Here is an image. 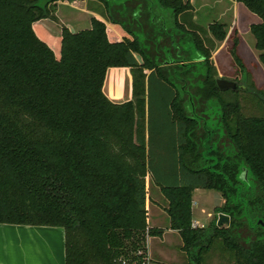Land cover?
I'll list each match as a JSON object with an SVG mask.
<instances>
[{"label": "trees", "instance_id": "obj_1", "mask_svg": "<svg viewBox=\"0 0 264 264\" xmlns=\"http://www.w3.org/2000/svg\"><path fill=\"white\" fill-rule=\"evenodd\" d=\"M56 1L0 0V223L62 227L65 264H146V237L161 232L148 226V174L186 264H264V85L218 88L210 56L225 25L207 39L190 0H97L130 38L91 17L63 27L56 52L34 27ZM235 1L259 18L264 65V0ZM119 66L132 97L115 103L102 87ZM196 188L224 199L205 228L192 226Z\"/></svg>", "mask_w": 264, "mask_h": 264}, {"label": "crops", "instance_id": "obj_2", "mask_svg": "<svg viewBox=\"0 0 264 264\" xmlns=\"http://www.w3.org/2000/svg\"><path fill=\"white\" fill-rule=\"evenodd\" d=\"M208 1L209 0H190L191 5L193 7L191 20L194 22V25L197 28L205 30L207 32L209 25L213 23V21L221 20V23H223L227 29V34H226L227 37H229L231 34H236L239 43L240 36H238V30H237V23H238L237 19L239 18V6H238L239 2H236L235 0H212L213 5L214 3L215 4L222 3L223 7L220 8L217 15L215 16V19L217 20H210L206 23V26H202L197 22L198 20L197 12L199 11L198 10L199 8L201 9L202 7L212 5L209 4ZM88 4H89L88 0H83V1L59 0L58 3H56L55 8L57 6H68L73 10H81L88 16L89 24L86 28L90 26L91 17H95L105 22L107 28L111 31L114 37L118 39H121L123 37L130 38V36L118 24H112L108 22L106 18L97 10L98 8L96 9V5L94 3H92V5H94L95 8H91L90 6H88ZM230 10L232 15L230 14L229 16H226V13ZM258 21L255 20H253L252 22L250 21L248 23L249 30H250V25L253 23H257ZM39 25H43L47 30L49 27L51 29L46 34L45 33L42 34L38 31L37 27ZM67 25L69 24H63V23L60 24V21L58 22V20L56 19L53 20L49 18L40 19L34 23V27L36 28V31L39 34V36L43 40H45L56 52L58 51L61 29L63 27L68 28L70 31H78L72 28V26L70 25L67 26ZM81 29H85V28H81ZM226 46H227L226 42L221 43L216 49V51L213 53L212 59L214 60L215 57H218V55L227 48ZM215 69L219 74L218 76L224 77L222 75V72L218 69V66L214 68V71ZM107 70H109L108 75H107ZM107 70L105 73L102 90L104 94L108 97V99H110L112 102L115 103H121V102H116V100L122 98L125 95V90L123 89L122 86V81L124 79L126 80L127 84L128 83L130 84L129 99H131L132 75L130 68L125 66H119V67H109L107 68ZM259 84H260L259 86L261 87L264 85V82ZM223 202L224 199L222 200L221 203L223 204ZM196 204L197 203L195 202V200H192L191 206H195ZM219 205L217 207H219ZM146 208L148 209V205H146ZM212 214L213 213H208L207 215L210 216V220L208 221V223L200 222L196 218H193V216H192V223L196 225V227L205 228L213 220ZM160 218H163L162 215H160ZM147 221H148V217H147ZM164 222L165 219L163 220V223ZM153 223H155L156 225L153 226V228L160 229L161 232L154 234L156 237L155 236L153 237L151 235H147L146 237L147 264H154L153 254L157 253L156 251L154 252L151 248L152 239H155L156 242L155 245L159 247L158 252L161 255L163 254V250H162L163 245L170 243L167 241L169 235L175 238L174 239L175 241L172 242L173 243L172 245H175L176 248L179 249V246L182 243L181 237L177 232V230L171 229L169 227V220L167 221L166 226H157V225H161L162 222L159 223L154 221ZM148 226L152 227L149 224V222H148ZM160 256H158L160 262L158 261L156 263L164 264L163 263L164 261ZM0 264H65L64 229L59 226L0 223Z\"/></svg>", "mask_w": 264, "mask_h": 264}, {"label": "rangeland", "instance_id": "obj_3", "mask_svg": "<svg viewBox=\"0 0 264 264\" xmlns=\"http://www.w3.org/2000/svg\"><path fill=\"white\" fill-rule=\"evenodd\" d=\"M59 1V0H58ZM56 1L55 3H58ZM92 2V1H91ZM209 6L199 8L197 15H198V24L202 26H206V23L210 20H217L215 19V16L217 15L218 11L221 7H223L222 3H218L213 5L212 0L208 1ZM96 5V9L103 15V5L99 1H93ZM92 3H89L88 6H92L95 8ZM191 3V2H190ZM56 5V4H55ZM239 18L237 19V30H238V36H240L239 43L237 42L235 53H232V43L233 39L232 37L236 34H231L229 37H227V29L225 27V37L223 40H215L214 39V48L211 53V61L213 63L214 68L218 66V69L222 72V75L224 78L236 81L238 83L242 82L243 76L245 73L248 72V82L249 85V91H254V87H260L259 83L264 82V65L259 61L258 59V50L254 47V37L252 33L249 30L248 23L253 20L258 21V17L250 12L243 4L239 3ZM232 15L231 10L226 13V16ZM53 18L49 19H56L58 22L60 21V24H69L72 26V28L79 30L81 28H86L89 24L88 16L82 12L81 10H73L69 8L68 6H57L53 10ZM104 16V15H103ZM105 17V16H104ZM227 18V17H226ZM221 23V20L219 21H213ZM212 24V23H211ZM223 24V23H221ZM67 25V26H69ZM38 31L40 33H47L50 31V27L48 30L43 26L39 25ZM205 29V28H204ZM207 34V33H206ZM56 37V35H55ZM207 39L213 40L211 33L208 31V35L206 36ZM227 37V38H226ZM229 39V40H228ZM238 39V37H237ZM227 44V48L223 50L218 57H215L214 60L212 59L213 53L216 51L218 46L221 43ZM138 61L141 62V58L139 55L135 54ZM216 60V61H215ZM215 61V62H214ZM240 63L243 65V67L240 65ZM109 73V70H107V75ZM215 75L218 76L215 69ZM107 77V76H106ZM112 80V79H111ZM123 89L125 90V95L116 100V102H123L125 100H128L130 98V84L126 82L124 79L122 81ZM129 114L130 110H129ZM134 127L131 123L130 119L122 126V135L124 137V140L127 141L128 144L132 145L133 139H134ZM128 135H131L130 137ZM146 180V187H147V193L148 198L146 205H148V222L153 227L156 226L155 222H159L162 224L157 226H166L168 221V216L165 211V207L167 206V200L164 196V193L159 189V187L152 183L150 176L147 174L145 177ZM191 199L195 200L197 203L195 206H191L192 210V216L193 218H196L198 221L203 223H208L210 220V216H207L208 213L212 214V219L215 218V208L219 205L221 206L222 202V196L221 193L213 190V189H203L198 188L195 189L191 195ZM192 203V202H191ZM224 203V202H223ZM156 211V212H155ZM157 213V214H156ZM160 215H162L163 218H160ZM159 216V217H158ZM158 219V220H157ZM165 219V222L163 223V220ZM155 236V235H151ZM156 237V236H155ZM152 239V238H151ZM150 239V240H151ZM157 239V238H156ZM175 238L172 236H168V244L163 245L162 250L163 254H159L158 252V246L155 245V239L151 240V248L152 250L157 253L153 254L154 256V264H157L156 262H160L159 257L162 258L164 261V264H178L183 263L186 264L185 259V253L176 248L175 245H172L175 240ZM171 240V241H170ZM157 249V250H156ZM159 264V263H158Z\"/></svg>", "mask_w": 264, "mask_h": 264}, {"label": "water", "instance_id": "obj_4", "mask_svg": "<svg viewBox=\"0 0 264 264\" xmlns=\"http://www.w3.org/2000/svg\"><path fill=\"white\" fill-rule=\"evenodd\" d=\"M81 1H83V0H81ZM216 84L220 90H227V89H230V90H237V89L249 90V89H247L246 82H245L244 78L242 79L241 83H238L236 81L224 78L222 76H218V77H216ZM246 174H247V171L243 170L241 173V177L246 179ZM228 222H229V216L227 214L222 213V212L218 213L217 222H216V224L218 226H221L223 224H227Z\"/></svg>", "mask_w": 264, "mask_h": 264}, {"label": "built area", "instance_id": "obj_5", "mask_svg": "<svg viewBox=\"0 0 264 264\" xmlns=\"http://www.w3.org/2000/svg\"><path fill=\"white\" fill-rule=\"evenodd\" d=\"M192 226L196 227V225H194L193 223H192ZM146 264H147V257H146Z\"/></svg>", "mask_w": 264, "mask_h": 264}]
</instances>
